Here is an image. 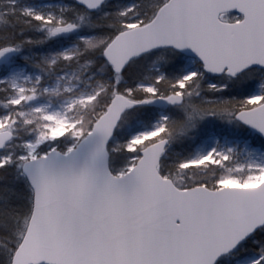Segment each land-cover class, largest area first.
<instances>
[{
	"label": "snow or ice",
	"instance_id": "snow-or-ice-1",
	"mask_svg": "<svg viewBox=\"0 0 264 264\" xmlns=\"http://www.w3.org/2000/svg\"><path fill=\"white\" fill-rule=\"evenodd\" d=\"M0 264H264V0H0Z\"/></svg>",
	"mask_w": 264,
	"mask_h": 264
}]
</instances>
